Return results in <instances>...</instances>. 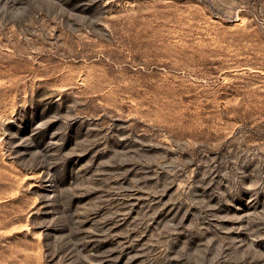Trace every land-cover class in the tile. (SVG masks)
Instances as JSON below:
<instances>
[{"label": "rangeland", "instance_id": "1", "mask_svg": "<svg viewBox=\"0 0 264 264\" xmlns=\"http://www.w3.org/2000/svg\"><path fill=\"white\" fill-rule=\"evenodd\" d=\"M0 264H264V0H0Z\"/></svg>", "mask_w": 264, "mask_h": 264}]
</instances>
